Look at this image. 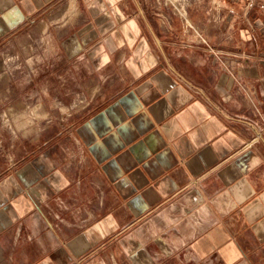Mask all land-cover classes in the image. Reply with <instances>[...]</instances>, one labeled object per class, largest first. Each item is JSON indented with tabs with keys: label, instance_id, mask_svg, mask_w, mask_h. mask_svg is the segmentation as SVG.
Instances as JSON below:
<instances>
[{
	"label": "crops",
	"instance_id": "obj_1",
	"mask_svg": "<svg viewBox=\"0 0 264 264\" xmlns=\"http://www.w3.org/2000/svg\"><path fill=\"white\" fill-rule=\"evenodd\" d=\"M188 14L191 31L139 0H0V66L5 48L33 63L25 104L97 87L0 178V264H264V0Z\"/></svg>",
	"mask_w": 264,
	"mask_h": 264
},
{
	"label": "rangeland",
	"instance_id": "obj_2",
	"mask_svg": "<svg viewBox=\"0 0 264 264\" xmlns=\"http://www.w3.org/2000/svg\"><path fill=\"white\" fill-rule=\"evenodd\" d=\"M225 1L236 0H201L197 2L191 0L187 2L184 8H180L177 5L173 6L170 1L165 4L166 0H161V5L157 0H139V3L152 14L163 13L168 17L171 24L174 19H177L180 24L184 25L185 30L191 31L194 29L189 25L194 26V24L188 16L189 9L196 7V5L207 8L209 6L208 4H214L215 8L219 6L220 9H222ZM190 2L191 5H189ZM176 7H178L179 10H176ZM173 10L177 13H174ZM7 52H9L10 55H13V53L18 54L23 61V65L19 68L15 67L12 63V59H10V62L8 60L7 63H9L5 65L3 62V54ZM10 57L11 56H9V58ZM29 65L30 68L33 67L31 61L28 62L27 58L22 57L21 54L11 48H5L1 53L0 178L21 165V163L25 162L30 156L43 149V138H41V136L48 133L55 134L60 131V129H65L69 125H75L79 120L89 114L93 107V100L97 95V87L93 86L90 93L87 92L85 96H82V92L79 90L70 100L54 96L52 98L53 112L41 114L35 110L32 105L24 103L25 101H31L36 104L35 102L39 97L34 95L20 97L18 95L20 88L18 89V87L15 86L13 80V76L18 72H26L28 75ZM5 88L10 91L7 95L5 94ZM49 126H53L51 130ZM33 138H37V140L35 141ZM14 140L15 143L13 144ZM18 141H21V143Z\"/></svg>",
	"mask_w": 264,
	"mask_h": 264
},
{
	"label": "built area",
	"instance_id": "obj_3",
	"mask_svg": "<svg viewBox=\"0 0 264 264\" xmlns=\"http://www.w3.org/2000/svg\"><path fill=\"white\" fill-rule=\"evenodd\" d=\"M157 1L161 5V3H160L161 0H157ZM168 1H170L173 6L177 5L180 8H184V7H186L185 5L187 4V2H189L191 0H166L165 4H167ZM192 1L197 2V1H201V0H192ZM189 5H191V2L189 3ZM159 8H161V7H159ZM175 9L179 10L178 7H176ZM174 13H177V12L174 11ZM206 13H207V19L209 22L215 23V22H218L221 18V9L219 6H218V8H215L214 4L209 5L206 8ZM156 14L164 23L171 25V23H170V21L166 15H164L163 13H156ZM189 26L191 28L195 29V27L193 25H189ZM198 36L202 42H204V43L206 42L205 38H203L201 36V34L198 33ZM9 56H11V57L9 58ZM10 59H12V63L17 68H19V67H21V65H23V61L20 59L18 54L13 53V55H10L9 52L3 54V62L5 65H7L10 62ZM8 60H9V62L7 63Z\"/></svg>",
	"mask_w": 264,
	"mask_h": 264
}]
</instances>
